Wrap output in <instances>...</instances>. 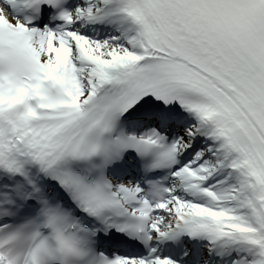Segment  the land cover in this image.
Wrapping results in <instances>:
<instances>
[{"label": "snow or ice", "instance_id": "6c2138e0", "mask_svg": "<svg viewBox=\"0 0 264 264\" xmlns=\"http://www.w3.org/2000/svg\"><path fill=\"white\" fill-rule=\"evenodd\" d=\"M0 264H264V0H0Z\"/></svg>", "mask_w": 264, "mask_h": 264}]
</instances>
